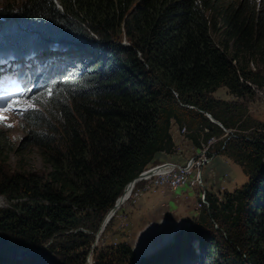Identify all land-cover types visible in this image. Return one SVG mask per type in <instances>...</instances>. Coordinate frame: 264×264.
Segmentation results:
<instances>
[{
	"label": "trees",
	"instance_id": "obj_1",
	"mask_svg": "<svg viewBox=\"0 0 264 264\" xmlns=\"http://www.w3.org/2000/svg\"><path fill=\"white\" fill-rule=\"evenodd\" d=\"M6 5L0 56L45 59L49 48L61 54L22 98L32 105L21 113L24 142L49 171L0 172V197L17 201L0 210V235L19 250L51 242L48 252L55 254L73 237L86 247L89 236L72 232H96L124 187L161 164L158 155L172 156L175 124L198 149L216 139L207 155L231 161L247 180L221 197L205 193L197 218L150 256L136 261L121 245L119 262L264 264V127L242 102L253 97L251 85L264 87V0ZM219 89L236 100L214 98ZM1 263L11 264L5 255Z\"/></svg>",
	"mask_w": 264,
	"mask_h": 264
},
{
	"label": "rangeland",
	"instance_id": "obj_2",
	"mask_svg": "<svg viewBox=\"0 0 264 264\" xmlns=\"http://www.w3.org/2000/svg\"><path fill=\"white\" fill-rule=\"evenodd\" d=\"M23 1L24 0H0V12H2L3 8L5 10V6H7L6 4H11V2L20 4ZM121 45L127 46V43L124 39L121 40ZM37 49H39V47ZM59 54L61 53H58L49 48L48 52L42 54V57H44L45 59H36L40 60L38 62L42 63L44 61L55 63L57 60L54 57ZM30 56V54L19 52L15 59L6 62L7 64L4 66H0V76L5 75V79L11 78L14 75L13 64L30 63ZM25 58L27 60H25ZM2 60H7V58L0 56L1 63ZM250 67L252 68L251 70L253 72L257 69L256 64H251ZM38 71H40V69ZM250 90L254 93L253 97L250 99V101H246L248 99H245L242 102L247 109L248 116L260 122L261 127H264V87H262V89H258L255 85H251ZM15 91L16 88L14 86L8 92V96L12 94L14 95V100L10 103V105L8 104V102H4L0 105V118H2L0 119V172L8 175L15 173H22L24 175L36 174L39 176L46 175L49 171L48 166L43 162L38 151L33 147H29L24 142L27 137V132L24 129L25 123L21 118V113L26 109L32 108V105L29 104V100H22L21 93L16 94ZM213 97L225 101L236 100L233 96L229 95L226 89H219L213 94ZM220 128H222V126ZM186 135L187 131L185 134H180L181 138L179 142L175 141L174 143L175 148L174 153L172 154L173 158H168H171L172 160L174 159L173 161L177 166H183L185 164V162H181L182 159H185V156L183 157V155L181 154V151H183V149H181L178 145L183 144L184 142H189L191 145V142L188 140ZM214 141L217 142L216 139H214ZM214 144L212 146H214ZM190 145H183L186 150L189 148V150L186 151V154H188L186 157H198L203 153L202 148H199V150L198 148ZM213 157L218 158V156L214 155H212L211 157L205 155V158L208 161L206 164H208L210 159ZM221 161L228 162L229 172H225L219 177L213 175L214 178L210 180L211 183L208 184L210 190L213 192L212 194L219 197H221V194H223L224 192H231L234 189L238 188L247 180L238 166L234 165L231 161L223 157H221ZM159 162L161 163L162 161L160 160ZM198 173H200V178L203 177V175H201V171L196 170L192 174L193 176L189 178L188 184L185 185V187L187 188H185L183 192V199H185L186 201V192L187 194H191L192 191L196 192V200L187 202L180 206L182 210H185L186 212H188L192 207L193 211H190L195 218H197L200 211L204 207L202 206L200 208L198 206V204L200 203L201 195L204 192L203 187L198 186L195 182V177L198 175ZM145 184V182L136 183L131 191L130 189H127L125 195L127 199L123 201L120 209L102 231H99L101 226L100 223V226L96 232L88 231L85 229H78L72 232L73 236H77L76 234H78L79 232L89 236L86 247L85 245L82 246L79 243L80 239L73 237V239L70 240L69 243L62 242L59 245L63 252L57 251L58 253L55 254H51L48 252V245L51 242L43 245L40 250H19L9 242L10 239L8 240L6 236L0 235V255H5L7 261L11 264H43L42 261L47 264H96V262L100 260V258L97 257L101 255L105 256L104 260L106 261L107 258H109L108 261L111 260L112 264H122L119 261H123V259L120 255H118L117 252L121 245H127L134 251L136 261H139L141 258L143 259L144 257H148L153 252L157 251L158 248H163L165 244L170 243L174 235L173 233H176L178 231L172 230L174 232L171 233V229L169 228L170 231H167L168 233L159 232V235L162 233H164L165 235V237H161V241L159 240L158 235L153 231V228H155L156 226L154 222H152L154 214H152L151 211L149 213L146 212L145 214L143 212L144 210H146L144 209L145 205L141 208V205L143 204L146 197L152 195V191L156 190L157 188L151 187L149 189H145ZM203 184L204 182L202 181V185ZM205 185L206 184H204V188L206 187ZM13 204H17V201H9L5 197H0V210L10 209L11 205ZM181 218L185 219V217L182 216ZM158 223L166 224L168 222L164 221ZM193 246L196 250V245ZM35 258H39L42 261H36ZM136 261H134L132 264H136Z\"/></svg>",
	"mask_w": 264,
	"mask_h": 264
},
{
	"label": "crops",
	"instance_id": "obj_3",
	"mask_svg": "<svg viewBox=\"0 0 264 264\" xmlns=\"http://www.w3.org/2000/svg\"><path fill=\"white\" fill-rule=\"evenodd\" d=\"M170 134L172 136V140L174 141V143L175 141L179 142L181 136H180L177 125L175 124L171 125ZM186 143L187 142H184L183 144L178 143L179 144L178 146L181 149H183V151H181L182 152L181 154L183 155V157L185 156V159L181 160L182 163L192 158V156L186 157L188 155L186 154V151H188L189 148L186 150V148L183 147V145L184 144L185 146L190 145L189 142L187 144ZM190 146H193V145L191 144ZM169 157L173 158V155L167 157L166 155L161 154V155H158L156 159L158 161L161 160L162 162H173L174 163L173 161L174 159L173 160L171 158L168 159ZM199 170L201 171V175H203L202 181L204 182V184H206L205 188L203 184V191L208 192L209 194H212L213 192L210 190V187L208 184L211 183L210 180L214 178L213 175H216L219 177L221 174H224L225 172H229L228 162L221 161V157H218V158L213 157L210 159L208 164L204 165ZM204 178H205V181H204ZM185 188L187 187L171 190L168 187H164V188L159 187L156 190H153L152 191L153 194L146 197L143 204L141 205V208L145 205L144 209L146 210L143 211L145 214L146 212L149 213L150 211L152 214H154L152 222H154L156 226L155 228H153V231L156 232L160 241L162 240L161 239L162 236L165 237L164 233L167 231H170L169 228L171 229V233L174 232L172 230L179 231L189 226V224L195 219V217L192 215V212H191L193 211L192 207L190 208L191 211L189 210L188 212H186L185 210H182V208L180 207L182 204L196 200L195 198L196 192L194 191H192L191 194H187V192L185 193L187 195V201L183 199V196H184L183 192ZM181 216L185 217V219H182ZM164 221H167L168 223L166 224L158 223V222H164ZM159 232H164V233L159 235Z\"/></svg>",
	"mask_w": 264,
	"mask_h": 264
},
{
	"label": "built area",
	"instance_id": "obj_4",
	"mask_svg": "<svg viewBox=\"0 0 264 264\" xmlns=\"http://www.w3.org/2000/svg\"><path fill=\"white\" fill-rule=\"evenodd\" d=\"M179 133L185 134L186 133L185 128H182L179 131ZM215 142L216 141L212 139L206 145L202 144L201 148L203 153L198 157H193L187 160L183 166H177L175 163L172 162H162L161 164L165 163L166 165L164 169H162L158 173H154L152 175L144 177L139 182L146 183L144 187L145 189H149L151 187H155V188L168 187L170 189L185 187V185L188 184L189 178L193 176L192 174L196 170H199L202 166H204L208 162L205 158V155H207V150ZM151 168L145 170L143 173L150 170ZM195 182L197 183L198 186L203 187L202 178H200V173H198V175L195 177ZM204 205L207 206V203L205 201V193L203 192L198 206L201 208Z\"/></svg>",
	"mask_w": 264,
	"mask_h": 264
},
{
	"label": "water",
	"instance_id": "obj_5",
	"mask_svg": "<svg viewBox=\"0 0 264 264\" xmlns=\"http://www.w3.org/2000/svg\"><path fill=\"white\" fill-rule=\"evenodd\" d=\"M209 121L219 127H221V125L216 122L215 120H213L211 118V116L209 115H205ZM166 167L165 163L155 166L153 168H151L150 170L146 171L145 173H141L137 178H135L134 180H132L131 182H129L123 189L122 194L116 199L114 205L108 210V212L106 213V215L104 216L102 222H101V226L99 231H102L108 224V222L113 218V216L116 214V212L120 209V207L123 204V201L125 200V195H126V190L127 188L130 187V190L134 188L135 184L138 183L139 181H141L144 177L152 175L154 173H158L160 172L162 169H164ZM100 233V232H99Z\"/></svg>",
	"mask_w": 264,
	"mask_h": 264
},
{
	"label": "clouds",
	"instance_id": "obj_6",
	"mask_svg": "<svg viewBox=\"0 0 264 264\" xmlns=\"http://www.w3.org/2000/svg\"><path fill=\"white\" fill-rule=\"evenodd\" d=\"M10 60H13V59L7 58V60H5V61L9 62ZM34 65H35L34 62H30V63H26V64H13V73H14V75L12 77H18V76L29 77L30 76L29 73H30L31 69H33ZM1 77L5 78L4 75L1 76Z\"/></svg>",
	"mask_w": 264,
	"mask_h": 264
},
{
	"label": "bare ground",
	"instance_id": "obj_7",
	"mask_svg": "<svg viewBox=\"0 0 264 264\" xmlns=\"http://www.w3.org/2000/svg\"><path fill=\"white\" fill-rule=\"evenodd\" d=\"M28 52V51H27ZM23 53V52H22ZM24 54H25V52H24ZM22 55V54H21ZM31 57V62H36V59L34 58H32V56H30ZM25 60H27L26 58H25ZM128 189H130V187L128 188ZM131 191V190H130ZM127 196H128V194H127ZM127 199V197H125V200Z\"/></svg>",
	"mask_w": 264,
	"mask_h": 264
},
{
	"label": "snow or ice",
	"instance_id": "obj_8",
	"mask_svg": "<svg viewBox=\"0 0 264 264\" xmlns=\"http://www.w3.org/2000/svg\"><path fill=\"white\" fill-rule=\"evenodd\" d=\"M0 119H2V118H0Z\"/></svg>",
	"mask_w": 264,
	"mask_h": 264
}]
</instances>
